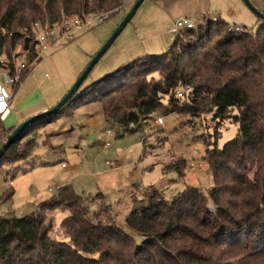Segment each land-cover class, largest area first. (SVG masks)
Wrapping results in <instances>:
<instances>
[{
	"label": "trees",
	"instance_id": "obj_1",
	"mask_svg": "<svg viewBox=\"0 0 264 264\" xmlns=\"http://www.w3.org/2000/svg\"><path fill=\"white\" fill-rule=\"evenodd\" d=\"M124 1L0 0V56L11 58L21 48L32 59L36 24L52 27L67 16L112 12ZM204 19L197 28L177 34L168 52L128 63L80 89L57 114L29 125L0 159V167L29 156L32 146L22 141L64 117L72 106L77 110L98 103L110 123L141 134L143 120L159 111L195 119L211 115L218 123L231 117L239 125L236 138L223 148L207 149L215 180L210 199L217 209L195 187L170 199L155 190L148 195L149 205L134 208L126 219L143 236L134 245L131 235L93 218L85 197L67 185L29 215L0 216V264H264V184L239 180L231 168L249 148L245 160L264 169V22L253 33L221 17ZM179 89L185 91L183 98L177 97ZM131 124L136 128L130 130ZM16 127L2 128L0 139ZM153 135H143L145 150ZM172 165L179 177L185 174V162ZM14 194L12 187L6 190L2 205ZM220 204L230 213L223 214ZM57 211L69 213L60 233L55 231Z\"/></svg>",
	"mask_w": 264,
	"mask_h": 264
},
{
	"label": "rangeland",
	"instance_id": "obj_2",
	"mask_svg": "<svg viewBox=\"0 0 264 264\" xmlns=\"http://www.w3.org/2000/svg\"><path fill=\"white\" fill-rule=\"evenodd\" d=\"M135 2L125 0L113 18L87 28L65 49L42 60L18 93L14 110L2 116L0 109V132L2 128L17 125L13 118L27 120L51 109L64 98ZM250 2L264 13V0ZM183 17L194 19L198 25L204 23L205 17L212 21L221 17L253 33H257L263 23L243 0H145L80 89L140 57L168 52L176 40L174 25ZM184 40L189 42L186 37ZM153 76L156 81L160 79L158 73ZM168 100L169 97H165L163 103L167 104ZM45 106L48 109L41 110ZM83 107L77 110L70 109L75 106L70 107L64 117L27 136L22 142L32 146L30 155L0 167V198L10 187L15 191L10 202L3 206L0 202V216L29 215L40 202L56 195L59 188L70 185L85 197L93 218L96 216L102 224L123 230L134 238V245H139L143 236L131 229L126 219L134 208L148 206V195L155 190L170 199L187 187H195L208 199V205L217 209L210 199L215 180L207 161V149L223 148L236 138L239 125L234 123V118L218 123L211 121V115L195 119L187 113L165 116L159 111L154 116L164 117V124L155 130L150 147L145 150L139 129L130 133L110 123L98 103ZM105 137L109 146L105 144ZM6 140L0 139V146ZM193 150L197 151L196 155ZM250 155L249 148L243 149L240 163L232 164L231 168L239 180L264 184V169L245 160ZM179 159L186 164L181 177L172 165ZM109 161L115 162L117 167H108ZM62 163L67 167L62 168ZM200 163L201 170L193 168ZM13 174L16 177L10 182ZM219 206L223 214L230 213L226 204ZM68 214L57 211L56 232H61V222Z\"/></svg>",
	"mask_w": 264,
	"mask_h": 264
},
{
	"label": "built area",
	"instance_id": "obj_3",
	"mask_svg": "<svg viewBox=\"0 0 264 264\" xmlns=\"http://www.w3.org/2000/svg\"><path fill=\"white\" fill-rule=\"evenodd\" d=\"M116 9L112 12H97L80 16H67L63 22L56 24L52 27H43L41 24L35 25L37 32L35 40V56L31 59L28 51L16 49L12 52L11 58L7 55L0 56V108L2 107L3 116L9 112L13 106L15 98L19 90L23 87L26 79L33 72L34 68L45 58L52 55L55 52L65 49L71 42L77 39V36L85 31L87 28L94 26L96 23L102 24L105 21L113 18V15L119 12ZM216 20V17L214 18ZM198 27V23L189 17H183L177 20L174 25L173 33L179 34L183 30L195 29ZM5 35V32H4ZM12 36V34H11ZM188 88L186 92H190ZM185 91L178 90L177 97L183 98ZM164 124V117H155L154 114L143 120V135H150L155 132L158 127H162ZM134 124L130 125V130L135 129ZM110 130L107 131V136ZM105 136V135H104ZM106 139V146L110 145L108 137ZM144 137L142 138V143ZM194 155L197 154L196 150H193ZM64 166V165H63ZM107 166L116 168L115 162H107ZM194 169L201 170L202 163L193 166Z\"/></svg>",
	"mask_w": 264,
	"mask_h": 264
},
{
	"label": "water",
	"instance_id": "obj_4",
	"mask_svg": "<svg viewBox=\"0 0 264 264\" xmlns=\"http://www.w3.org/2000/svg\"><path fill=\"white\" fill-rule=\"evenodd\" d=\"M145 0H136L130 11L127 13L121 24L118 26V28L115 30L113 35L109 38V40L103 45V47L100 49V51L96 54V56L92 59L88 67L85 69V71L80 75L77 82L74 84V86L69 90V92L65 95L64 98H62L54 107L51 109L35 115L25 121H23L20 125H18L15 130L8 135L6 142L1 146L0 148V159L4 156L6 151L9 149V147L16 141L18 137L25 131V129L31 125L36 123L37 121L52 116L54 114H57L61 109H63L69 101H71L79 92L80 88L84 84L85 80L88 78L89 74L92 72L94 67L97 65V63L101 60V58L105 55V53L109 50V48L113 45V43L116 41L118 36L122 33L124 28L128 25V23L133 19L141 5L143 4ZM246 5L250 8L252 12H254L259 19H261L264 22V13L259 11L251 2L250 0H243Z\"/></svg>",
	"mask_w": 264,
	"mask_h": 264
},
{
	"label": "crops",
	"instance_id": "obj_5",
	"mask_svg": "<svg viewBox=\"0 0 264 264\" xmlns=\"http://www.w3.org/2000/svg\"><path fill=\"white\" fill-rule=\"evenodd\" d=\"M196 1H198V0H196ZM24 88V86L19 90V92L20 91H22V89ZM18 92V93H19ZM17 96H18V94H17ZM17 98V97H16ZM16 98H15V101H14V106H13V108L11 109L12 111L14 110V108L17 106V103H16ZM92 104V103H91ZM99 105V108L101 109V112L103 113V111H102V108H101V105L100 104H98ZM90 106V104H88V105H85L83 108H87V107H89ZM0 109H2V107L0 108ZM48 108L45 106V107H42V109L41 110H47ZM10 110V111H11ZM26 119H23V117H15V119L13 118V121H16L17 122V125L16 126H18L20 123H22L23 121H25ZM16 126H14V127H16ZM14 127H11V128H14ZM10 128V129H11ZM64 165V166H63ZM62 168H66L67 167V165L65 164V163H62ZM10 184V183H9ZM1 206H3V205H1ZM0 206V207H1ZM57 213V212H56ZM56 213H55V215H56Z\"/></svg>",
	"mask_w": 264,
	"mask_h": 264
}]
</instances>
